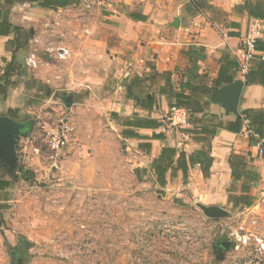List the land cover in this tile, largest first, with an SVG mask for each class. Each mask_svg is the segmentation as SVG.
I'll use <instances>...</instances> for the list:
<instances>
[{
  "label": "rangeland",
  "instance_id": "1",
  "mask_svg": "<svg viewBox=\"0 0 264 264\" xmlns=\"http://www.w3.org/2000/svg\"><path fill=\"white\" fill-rule=\"evenodd\" d=\"M11 1L5 8L11 22L31 31L33 42L17 55L25 73L14 77L16 88L6 101L0 100V115L7 116L10 104L19 112L17 121L33 122L28 136L18 139L16 152L17 167L33 172L35 178L11 179L0 167V178L12 183L11 202L0 217V264H264V249L256 241L257 237L264 245L263 200L253 197L248 208L237 196L239 187H230L232 195L220 207L229 215L214 221L199 208L213 206L207 200L212 202L215 192L207 187L194 191L174 179L161 188L151 166L146 168L149 158L134 154L136 147L124 140L125 119L100 104L116 93L111 86L115 84L108 80L96 92L85 85L66 86L56 76L66 70L67 62L46 50L62 46L53 42L57 36L66 38L57 31L45 33L37 23L45 20L49 28L60 27L64 16L32 12L40 8V1ZM204 15L215 30L229 33L228 14L205 10ZM86 31L81 26L80 33L88 36ZM31 53L40 59L37 69L25 64ZM160 84L146 83L139 98L151 92L158 103ZM69 95L74 102L67 107ZM159 108L162 123L167 110ZM63 119L71 121L74 132L58 166L52 168L33 147L43 145L44 130ZM222 239L239 249L218 260L213 245Z\"/></svg>",
  "mask_w": 264,
  "mask_h": 264
},
{
  "label": "crops",
  "instance_id": "2",
  "mask_svg": "<svg viewBox=\"0 0 264 264\" xmlns=\"http://www.w3.org/2000/svg\"><path fill=\"white\" fill-rule=\"evenodd\" d=\"M207 1L211 6L210 12L218 10L230 16V25L226 27L228 34L215 30L211 21L205 17V11L195 12L189 9L187 6L189 0H77L75 4L58 11L36 8L32 12L41 17L52 13L56 16H64L63 21L59 23L60 27L51 25L49 28L44 25L45 20L41 24L36 22L40 29H45V33L57 31L66 38L61 41L57 36L55 38L57 41H53L60 43L61 47H66L71 52V57L65 61L66 70H60L62 74L56 73V76H61L59 81H64L66 86L75 85L77 88L79 85L78 89L84 85L92 87L97 92L98 89H103L104 84L109 80L110 84H115L111 86L116 93L104 97L100 104L125 120L138 116L161 122L160 105L162 110L168 111L170 108L168 98L159 95L167 78H171L173 85L179 89L192 81L198 82L201 91L206 92L213 88L209 97H203L210 105L204 113L194 116L183 135L176 134L157 140L153 138L154 129H134L142 139L125 138L124 140L136 147L134 154L149 158L146 168L160 156L164 147L175 148L177 152H184L187 156L209 147L213 158L209 178L204 177L201 167L197 165L190 167L187 184L183 183V173L180 170H170L166 181L169 183L176 179L184 185H189L194 191H201L207 187L215 192L212 202L207 200V203L218 207L229 201V196L232 195L229 192L230 187H239L237 196L241 198L243 196L241 188L245 184L250 186L248 202L253 206V197L261 198L264 203V158L260 155L257 144L250 143V138L245 136L244 127L239 133L225 128L238 116L210 101L213 92L229 85L214 87V81L224 61L222 59L230 56L238 62L240 57L242 40L250 19L247 13H237L235 8L246 0ZM46 11L48 13H45ZM177 19L178 27L175 25ZM36 23L33 22L32 25ZM81 26L87 27L88 36L80 33ZM12 39V36L0 38L1 66H4L3 59L8 61L11 59L10 52L7 51V43ZM32 42L29 48L32 47ZM191 46L203 48L205 59L191 60L187 53ZM237 80L245 81L239 71L234 81ZM157 81L161 82L157 92L160 103L156 100L151 111L142 109L133 97H128V94H131L141 99L139 94L146 89L145 84L149 83L152 87ZM146 95L151 97L154 94L147 92ZM8 108L15 110L10 104ZM248 109L264 110V87L245 84L238 112L241 115V112ZM123 128L122 134L126 130L125 127ZM206 128L216 129V135L210 137L200 133L199 130ZM179 142L182 146H178ZM143 144L151 146L150 152L140 148ZM231 157H238L246 164V175L241 181H233ZM3 165L7 167L5 164H0V167ZM4 170L8 171L11 179L18 177V167L16 173H11L8 168ZM250 172L257 178L255 181L248 179ZM0 179L11 182L4 177ZM226 192H229L227 196ZM10 202L9 200L6 204Z\"/></svg>",
  "mask_w": 264,
  "mask_h": 264
},
{
  "label": "trees",
  "instance_id": "3",
  "mask_svg": "<svg viewBox=\"0 0 264 264\" xmlns=\"http://www.w3.org/2000/svg\"><path fill=\"white\" fill-rule=\"evenodd\" d=\"M77 0H41L38 5L42 9H48L58 11L59 9H65L76 3ZM13 2L11 0H0V38L2 37H14L7 43V51L11 53L10 61L3 59L4 66L0 65V100L6 101L10 96L12 90L17 86V81L14 77H20L24 75L25 70L23 66L18 62L17 55L22 51H25L30 46L32 40V32L25 30L21 26L14 25L10 20L9 9H6ZM189 9L195 12L205 11L211 9L207 0H189ZM237 13H247L250 23L252 20H261L264 22V0H246L242 5H238L235 8ZM249 23V24H250ZM236 35V34H232ZM255 50L261 56H257L252 60L251 67L248 73L244 76L245 84L247 86L259 85L264 87V36L258 39L255 43ZM188 56L191 60L205 59L204 49L191 46L188 49ZM222 60V66L219 70V75L214 81V87H221L224 84H230L234 81L236 73L239 71L238 62L232 59L230 56H225ZM26 64V60H25ZM199 78V76H195ZM194 78V79H195ZM213 88L206 92L201 91L198 82L192 81L190 84L186 83L184 88H176L171 78H167L165 85L160 89L159 95L166 96L169 100L170 108L173 106L186 108L190 112V123L196 114L204 113L206 108L210 105L208 100H204L203 97H209ZM128 97L134 98L138 106L142 109L151 111L155 106L156 98L154 95L151 97L138 99L137 97L128 94ZM18 110H8L7 116L16 119L18 117ZM117 117V114H113ZM1 116V115H0ZM250 122V128L254 130L260 137L264 138V110L248 109L241 112V115L236 118L234 122H231L225 126V128L231 132L239 133L244 127V121ZM126 128L123 132L124 138H139L134 129H158L161 126V122L151 118H139L135 116L132 119H126L123 123ZM222 127V126H219ZM200 133L213 137L216 135V129H202ZM154 139H164V136H157L154 134ZM250 143L256 144L257 140L250 138ZM140 148H144L150 152L151 146L148 144L140 145ZM200 166L205 178L210 177L211 167L213 165V158L210 155V148L198 151L190 156H187L184 152H177L175 148L164 147L160 156L153 160L151 169L156 176V181L161 188H165L167 181L166 176L170 170H180L183 173V183L187 184L190 167ZM230 165L232 168V178L234 182L241 181L246 175V164L238 157H231ZM17 175L24 181L34 180L33 172L20 166L17 170ZM248 179L255 181L257 178L255 175L249 173ZM12 184L9 181L0 179V217L2 211L8 208V190ZM241 191L243 196L240 198V202L247 207L251 206L248 202V193L250 186L242 185ZM6 205V206H5Z\"/></svg>",
  "mask_w": 264,
  "mask_h": 264
},
{
  "label": "built area",
  "instance_id": "4",
  "mask_svg": "<svg viewBox=\"0 0 264 264\" xmlns=\"http://www.w3.org/2000/svg\"><path fill=\"white\" fill-rule=\"evenodd\" d=\"M263 36L264 22L261 20H252L248 25L246 34L242 40L240 57H238L239 73L243 78L248 73L252 60L257 56H261V54L255 50V43ZM46 51L50 54L54 53L55 56L63 62L71 57V52L66 47H49ZM26 65L31 70L39 68V57L35 53H31L26 59ZM189 126L190 112L186 108L173 106L166 112L165 119L161 123V126L155 130V135H163L165 138L172 137L176 134L183 135V132ZM73 132L74 127L71 121L69 119H63L58 125L44 130L45 138L43 139V145L34 146L33 152L40 159L48 162L52 168H56L59 159L69 146ZM244 134L248 138H254L257 140L256 144L259 148V153L264 158V138L260 139L259 135L250 128V122L248 120L244 121ZM178 146H182V143L179 142ZM256 241L259 244H262L264 249L262 240L257 239L256 237Z\"/></svg>",
  "mask_w": 264,
  "mask_h": 264
},
{
  "label": "water",
  "instance_id": "5",
  "mask_svg": "<svg viewBox=\"0 0 264 264\" xmlns=\"http://www.w3.org/2000/svg\"><path fill=\"white\" fill-rule=\"evenodd\" d=\"M28 1L37 2L41 0ZM175 25L178 27V19L175 21ZM244 86L245 81H234L220 90L213 92L210 101L213 104L221 105L225 110L239 117L238 106ZM73 99V96L69 95L65 99L64 104L70 107L74 102ZM32 126V121L20 123L9 116H0V164H5L9 167L11 173H14L17 169L18 157L16 147L18 145V139L27 137ZM199 208L208 218L214 221L226 218L229 215L227 210L217 206L199 205Z\"/></svg>",
  "mask_w": 264,
  "mask_h": 264
},
{
  "label": "flooded vegetation",
  "instance_id": "6",
  "mask_svg": "<svg viewBox=\"0 0 264 264\" xmlns=\"http://www.w3.org/2000/svg\"><path fill=\"white\" fill-rule=\"evenodd\" d=\"M4 169H7V167H5L4 165L2 166ZM214 251L217 254V258L218 260H224L227 253L231 250L235 249H239L236 247L235 243L230 241V240H226V239H222L219 240L218 242H216L213 245ZM252 253H255V249H252ZM251 264V263H250ZM255 264V263H253Z\"/></svg>",
  "mask_w": 264,
  "mask_h": 264
}]
</instances>
